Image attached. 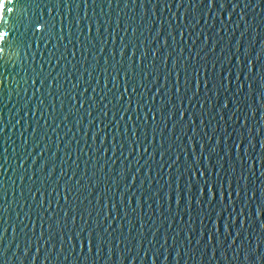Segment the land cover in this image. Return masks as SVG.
<instances>
[{
	"label": "water",
	"instance_id": "water-1",
	"mask_svg": "<svg viewBox=\"0 0 264 264\" xmlns=\"http://www.w3.org/2000/svg\"><path fill=\"white\" fill-rule=\"evenodd\" d=\"M220 2L225 3V7L223 9H212L211 15L207 14V10L203 13L199 11V5L195 9L189 4L177 8L173 3L171 11H168L167 5L157 7L155 4H145L141 7L139 4L132 5L129 3L125 5L124 0H119V3H117V0H113L110 6L106 3V0H88L86 8L83 4H68L65 7L63 5L58 6L55 0H35V3L28 8L29 16L34 13H42L45 20H50L48 13L51 11L52 15L56 16L57 35L60 34V22L62 20L65 21L66 30L64 40L61 42L58 39H50V32L42 29L41 33L31 37L32 50L27 52V60L24 59L25 49L9 50L6 53L7 62L4 63L3 67H0V82H2L0 83V116L3 117L4 125H6L4 133L0 135V141H3V143H0V164H4V170L0 169V177H3L6 195L4 201H0V205H3L6 209L4 219L7 221V225L12 226L9 227L4 237L3 246L7 248L5 254L6 264H41V262L42 264H49V261L44 259L46 253H44L43 248L40 252H36V237L40 236L42 232L41 224L48 220V216L41 209L40 203L43 201L44 209H48L49 212L53 213V220L56 219L55 213L62 215L63 208L66 207L65 197L67 192L66 187L58 188V185L66 184H71L74 189L73 195L68 199L67 207L74 208L78 214L82 211L85 213L90 211L92 216L90 218L86 216L89 223L96 220L104 223L107 227V215L98 217L97 212L104 211L108 215H116V219L111 222L109 231L112 228H117L115 236L119 239L120 229H124L123 236L127 240L128 247L132 249L131 256H136L139 253V257H142L143 253L149 250V240H152L153 235H155L152 251L159 249L162 253L157 260V264H209L210 252L209 255L202 257L201 252L196 251V248L199 247L196 241L200 239V234L206 230L201 226V215L197 207L193 206L191 213L188 212L187 207L183 208V206L178 210L174 196L171 199L170 208L164 201H161L163 206L157 205L152 199L145 202V198L151 194L150 189L156 191L160 185H165L161 175L168 176L171 179L183 172L185 165L191 160L193 150L197 152V160H200L198 146L193 144L191 148L185 149L184 143L177 140L176 133L181 131V125L176 123L177 117L173 116L171 120L167 121V128L171 131L165 130L162 135L153 138L150 117L155 113L147 111V108L152 106V100L149 96L147 104L144 105L145 112L139 121L141 129H138L137 132L138 135L141 131L149 134L151 143L144 142V144L155 155V161L150 159L148 164L145 165V162L140 159L143 146L140 152L136 153V159L129 155L127 147L125 149L127 159L121 156L119 148L116 149V155L112 157L111 145L108 144V138H105L104 146L109 147L110 150L109 153L105 154L108 155V164L104 166V170L101 172L99 163L91 159L93 152H90L88 147H84L85 139H88V144L93 150L101 147L99 141L93 143L89 138L96 132L92 127V123L96 121L90 123L86 115L84 120L80 121V116L86 111H92L94 117L98 115L101 110L99 97L97 96V103L94 108L90 109L86 102L81 112L76 110L79 108L81 98L91 94L96 99V93L104 95L107 92V89L104 88L106 82L105 69L107 68L111 75H116L111 65L114 63L112 60L113 55H116L117 61L120 60V56L117 54L120 47V38H123L126 42L135 43L137 48L143 43V51L147 53L149 49L150 55L159 41V38L156 37L157 32L164 35L171 30L175 34L177 28L181 29L185 33L183 40L177 37L176 43L173 45L171 39H169V48L165 55L172 52V47L176 48L173 51L172 58H169V69L173 67L172 59L180 57L181 48L183 49L181 59L187 58L183 66L188 68L189 71H191L192 64L200 67L207 63L209 69H211L212 62H216L214 70L205 71L200 77L199 89H196L195 73L189 77L193 89L199 91L200 96L199 98L193 97L191 102L187 103V107L183 109L185 112L183 128L190 131L192 124L195 123L199 132L200 124L197 118L203 119L205 125L208 126L203 131L213 135L214 140L218 139L220 141L216 147V152L219 155L213 154L209 161L202 162L206 165V168L201 167L200 171L209 172L210 176H206L205 179H211L214 182V187L217 188L219 187L217 175L222 178L224 188L220 190V195L224 203H228L227 193L232 192L235 201L233 207H236L239 211L244 203V187H255L259 192V189L264 186V158H262L264 157V149L260 147L264 143V111H261L264 100L260 104H256L254 102L255 97L249 93L247 87H242L244 76L248 72L244 65L245 55L251 52L254 57L255 53L264 48V0H220ZM237 4L239 6L234 7ZM154 12L155 17H153ZM8 15L18 16L20 13L14 12ZM77 20H79L78 24L76 23ZM92 20L96 21V26L92 29V32H89ZM161 20L166 21V23L161 24ZM101 21L104 22L102 27ZM109 21L111 22L109 23ZM167 21H171V26ZM96 28H100V32H97ZM105 28H107V32H104ZM133 29L136 30L134 33ZM90 36H96L98 39H94L91 44H88L87 41ZM205 37H207L206 41ZM69 40L72 42L69 43ZM93 45H95L94 49ZM210 48H214V52H208ZM57 49L59 50L57 51ZM201 49H204V51H201ZM189 50L191 55H189ZM133 52L136 56L140 55V52L136 49H133ZM161 52H163V48L157 51V59L160 57ZM198 52L199 55H196ZM205 52H208L206 57ZM53 53L55 55H52ZM50 56L51 59H49ZM106 60L108 61L107 64H105ZM151 61L152 57L149 56L148 68L152 67ZM131 63V60H125L124 68L128 69ZM143 63L144 61L141 60V66H143ZM177 63H179L178 59ZM117 66L119 67V65ZM159 67L161 81L152 86V91L155 92L156 87L163 83L164 87L160 89L161 92L167 89L169 95L175 99L173 93L176 76L173 75L172 82L164 80L166 69L163 63ZM229 69H231V72L228 73L230 80H236L237 76H239V80H236L235 83L229 82L228 91L217 93V96L213 97L212 105L205 104V107L201 109L200 101L206 99L205 92L207 91L208 96L216 92L213 83L218 82L221 74L228 72ZM241 69H243V72H241ZM155 74L154 72L153 75ZM97 81L100 83L97 84ZM77 84L78 87H73ZM206 84L207 88L205 87ZM108 86L112 88L111 84ZM120 87L121 89L124 87L123 80H120ZM186 87L187 84L181 83L182 95ZM93 88L95 93L92 91ZM112 90L115 91V88ZM129 91H131V88H129ZM139 91L141 90H138L135 94L137 101L135 110H130L129 113L125 114V116L131 114L134 121L136 114L140 111ZM144 92L147 96V91L144 90ZM237 92L240 93L238 96L235 95ZM108 96L111 98V93H108ZM129 99H132V97H129ZM217 99L220 101V106L230 100L237 101L238 110H231L232 105L229 104V110L217 113ZM40 100L45 101L43 108L40 106ZM249 104L253 105L251 109L247 107ZM52 106L55 107V112L52 111ZM108 111L111 117L113 111L111 104L108 106ZM204 112H207L208 115H202ZM41 113H43V116ZM69 113L73 115H69ZM65 116H68L67 121L64 120ZM213 116H215V119H212ZM221 116H223V120L220 119ZM237 116L245 121L243 126L237 121ZM166 117V113L163 114V117H157V133H160L161 129L164 128ZM99 119L103 120V117L101 116ZM145 122H147L146 126ZM106 123L108 121H104L100 125L101 129ZM121 128H123V123H121ZM33 129H35V132H33ZM248 129H251V133ZM85 132L88 133L87 137ZM202 135L203 133L197 136V139H201ZM249 139L252 140L251 144L248 143ZM25 140H27V144L24 143ZM77 140L80 141L79 146L76 143ZM130 140L131 137H129V141L125 142L121 137L122 143L128 144ZM233 141L240 143L239 155L241 157H243L245 150L256 156L255 163L249 160L253 167L244 170L243 177L240 162L237 160V151L232 148ZM201 142L204 143L205 141L202 140ZM159 144H163L165 148L172 145L173 151L165 153L161 158ZM252 144L256 145L255 153H253ZM45 147L49 151H45L41 158V150ZM79 147H84V151L88 152V156H84L79 151ZM181 149H185L184 153L180 155L179 160H176V156ZM205 154H207V148ZM95 155L102 163L104 157H101L99 152H96ZM169 155L172 156V159L168 158ZM5 158H7V163H4ZM113 159L115 160L114 164L112 163ZM34 160L36 161L35 164H33ZM43 160H46L49 166L54 162L56 175L63 168L66 176H60L58 181L55 175L52 180H46L44 173L38 171ZM173 160H176V163H173ZM74 161L75 163H73ZM137 161H139V165ZM129 163H131L133 172L138 166H144L137 173L136 181L133 182L132 191H135V195L132 196V207L136 208L135 213L131 212L126 206V199L124 204H121L122 193L125 196L131 195V191L123 192L125 184L121 178L123 172L129 167ZM77 164L79 168L76 167ZM160 164L164 165L163 169L159 167ZM149 165L150 168L147 170L146 168ZM213 165L216 167H213ZM177 168L180 169V172L176 171ZM217 168H219V173L216 171ZM253 171L255 175H253ZM73 172H75L73 179L68 181L67 177L72 176ZM20 177H23V180ZM28 177H31V179H28ZM148 177L152 179L151 184L147 181ZM76 180L80 181L79 186L75 184ZM157 180L160 181V185H157ZM184 180L185 178L182 177V186ZM141 181H144L143 187H140ZM238 184L239 188H237ZM200 187L203 188V185H200ZM173 188H175V184H173ZM28 189L32 190L31 194H29ZM164 190L168 191L166 185ZM237 190L240 192L239 199L235 197ZM57 191H59V196ZM191 191L198 196H202V193L197 191L196 186H193ZM21 192L23 195H20ZM138 197L139 205L135 203ZM49 200H51V208H49ZM113 202L117 205L115 213L111 211ZM104 203H107V208H103ZM214 203H217L216 212L213 213L215 230L219 231L221 240H223V222L216 219L217 213L220 212V205L218 201H214ZM122 207L123 211H120ZM201 207L203 206L201 205ZM245 211H247L246 208ZM18 214L20 218H18ZM181 215H183L182 220ZM40 216L44 217V221L39 219ZM189 216H191V220H189ZM29 217H31V222ZM173 217H175V222ZM130 219L136 222L131 235L128 233L130 227L128 221ZM228 219L230 221L232 218L228 217ZM239 219V217L236 218V227L243 233L245 246L248 239L254 241L253 247L260 245L262 243V231L259 228V222H246L241 227ZM260 219L264 220V217ZM204 222L207 224V216H204ZM139 223H144V235L147 237L141 241L143 244L142 249L140 244L136 243L141 240L140 236L137 235ZM188 224H191L196 232V237L193 236L191 244L188 243L184 235L180 234V229L182 227L187 229ZM13 227L15 232L12 231ZM44 228H47V223H44ZM22 229L27 232V237L23 235ZM33 232H35V236H33ZM44 235L47 237V232ZM165 235L168 239L167 244L164 243ZM189 235L191 236V232H189ZM27 239H32V247L28 249L29 255L25 259L23 255ZM56 243L57 247H60L59 237H57ZM203 243L204 240L200 239V245H203ZM41 244H43L42 241ZM237 244H239V241H237ZM44 247H47V245L45 244ZM120 249H125L123 239L121 240ZM209 249H211V246H209ZM261 252L264 253V246H262ZM56 254V252L53 253L51 264H127V261L123 262V253H121L119 259L116 256H113L111 260L107 257H101L97 260L95 256L84 259L82 256L80 260L70 257L69 262H65L63 257L56 260ZM33 255H36L38 259L32 260L31 256ZM131 256H128V258L130 259ZM244 256L245 254L241 252L240 257L237 259L234 249L226 250L225 246L222 245L217 248L215 259L211 260V264H251L250 261H245ZM137 264H144V261L138 259ZM257 264H264V260L257 258Z\"/></svg>",
	"mask_w": 264,
	"mask_h": 264
},
{
	"label": "snow or ice",
	"instance_id": "snow-or-ice-1",
	"mask_svg": "<svg viewBox=\"0 0 264 264\" xmlns=\"http://www.w3.org/2000/svg\"><path fill=\"white\" fill-rule=\"evenodd\" d=\"M112 2L113 0H106V3L109 6L112 4ZM33 3H35V0H0V67H3L4 63L7 62L6 53L9 50L25 49L26 54L24 56V59L27 60V52H30L32 50L31 37L38 33H41L42 29L46 32H50V39H58L63 42L64 32L66 30L65 21L62 20L60 22V34L57 35V25L55 23L56 16L52 15L51 11H49L48 13L50 20H45L42 13H34L31 16L28 15V8L31 7ZM55 3L58 6L63 5L65 7L68 4H83L86 8L88 0H55ZM117 3H119V0H117ZM124 3L125 5L129 3L132 5L139 4L141 7H143L145 4H155L157 7L167 5L168 11H171V5L173 3L177 8H180L184 4H189L193 9H195L196 6L199 5V11L203 13L205 10H207V14L210 15L212 14V9H223L225 7V3L220 2V0H124ZM237 6L239 5H234V7ZM14 12L20 13V15H8ZM153 17H155V12L153 13ZM110 22L111 21H109V23ZM76 23L78 24L79 20H77ZM90 23L91 26L89 27V32H92V29L96 26V21L92 20ZM100 23L102 27L104 22L101 21ZM164 23H166V21L161 20V24ZM167 23L169 24V26H171V21H167ZM81 31L83 30L81 29ZM96 31L100 32V28H96ZM135 31L136 30L133 29V33ZM104 32H107V28L104 29ZM100 34L102 35V33ZM184 36V31L179 28L175 30V34L171 30L167 31L164 35H161L159 32H157L156 37L159 38V41L156 48L151 51L150 55L149 49L147 53L143 51V43H141L139 48H137V45L135 43H132L131 41L126 42L123 38H120V47L117 53L120 56V60L117 61L116 55H113L112 60L114 61V63L111 65V68L116 73V75H111V73L108 72L107 68L105 69L106 82L104 84V88L107 89V92L104 95L96 93V99H94L91 94L81 98L79 108H77L76 110L77 112H81V110L84 109L86 102L88 103L90 109L94 108L97 103V96L99 97L98 101L101 105V110L98 115L94 117L92 111L89 110L80 116V121L84 120L85 115L89 118L90 123L92 121H96L95 123H92V127L96 130V132L89 138L93 141V143L99 141L101 147L93 150L88 144V139L84 140V147H88L89 151L93 152V156L91 157V159L99 163V170L101 172L104 170V166L108 164V155L105 154L109 153L110 150L109 147L104 146L105 138H108V144L111 145L112 157L116 155V149L119 148L121 156L127 159V156H125V149L127 147L129 155H131L133 159H136V153L140 152V149L143 146V153L140 156V159L145 162V165L148 164V161L150 159L155 161V155L150 152L149 148L144 144V142H147L148 144L151 143V140H149V134L141 131L138 135L137 132L138 129H141L139 121L143 117V114L145 112L144 105L147 104L148 97L150 96L152 100V106L148 107L147 111L149 113H155L150 117L152 121L151 134L153 138H155L157 135H162L165 130L171 131L167 128V121L171 120L173 116H176V123L181 125V131L176 133L177 140L181 143H184L185 149L191 148L193 144L198 146V148L200 149V160H197V152L193 150L191 153V160L188 161V163L185 165V168L183 172L180 173V175L173 176L171 179H169L168 176L161 175V179L165 181V185L168 191H165V185H160V181L157 180L156 183L157 185H160V187L156 191H151L150 189L151 194L145 198V202L148 199H152L157 205H161V201H164L170 208L171 199L174 196L178 210H180L181 206H183V208L187 207L188 212L191 213L193 206L197 207L201 215V226L206 230L200 234V239L204 240L203 245H200V239H197L196 241L197 245L199 246L196 248V251H200L202 257L209 255L210 252L209 264H211V260L215 259L217 248H220L222 245L225 246L226 250L234 249L237 259L240 257L241 252H243L245 254V261H250L251 264H257V258L259 260H264V253L261 252V248L262 246H264V220L260 219L261 217H264V186L259 189V192H257V189L255 187L249 188L245 186L243 189L244 203L238 211L236 207H233V203L235 201L233 200L232 192L227 193V204L224 203L220 195V190L224 188L222 178L217 175V180L219 181V187L217 188L214 187V182L211 179H205L206 176H210V173L207 171H200L201 167L206 168V165L202 162L209 161L213 154L219 155V153L216 152V147L220 143V141L218 139L214 140L213 135H209L208 132L203 131V129L208 126L205 125L204 120L200 118H197L199 119L200 124L199 132L197 131V126L195 123L192 124L190 131L184 130L183 119L185 116V112L183 109L187 107V103H190L193 97L199 98L200 96V92L193 89L192 81L189 79V77L193 73H195L196 89H199L200 77H202L205 71L214 70L216 62H212L211 69H209L207 63L200 67L192 64L191 71H189L188 68L183 66L187 58L181 59V57L183 56V49L181 48L180 57L172 59L173 67L169 69V58H172L173 51L176 50L175 47H172V52L168 53V55H165L169 48V39H171L172 44L174 45L176 43L177 37L183 40ZM94 39H98V37L90 36L87 43L91 44L92 40ZM206 40L207 37H205V41ZM71 42L72 41L69 40V43ZM94 48L95 45H93V49ZM161 48H163V52H161L160 57L157 59V51H159ZM133 49L139 51L140 55L136 56L133 52ZM58 50L59 49H57V51ZM201 51H204V49H201ZM208 52H214V48L208 49ZM208 52H205V57L208 55ZM52 55L55 54L53 53ZM73 55H75V53H73ZM189 55H191L190 50ZM196 55H199V52ZM149 56L152 57L151 68H148ZM49 59H51V56ZM177 59L179 60V63H177ZM193 59H195V57H193ZM125 60H131L132 62L128 69L124 68ZM141 60L144 61L143 66H141ZM107 63L108 61L106 60L105 64ZM161 63H163L166 69L165 75L163 77L164 80L172 82L171 78L174 74L176 76L175 88L173 93L175 99H173L172 96L169 95V91L167 89L164 92H161L160 89L164 87L163 83H160L159 87H156L155 92L152 91V86L157 85V82L161 81L159 67ZM117 65H119V67ZM244 65L245 68H247L248 72L247 75L244 76L242 87L246 86L249 93H251L255 97L254 102L256 104H260V102L264 100V48H261L259 52L255 53L254 57L251 52L247 53L245 55ZM154 72L156 73L155 75H153ZM229 72H231V69H229L228 72L221 74L218 82L213 83V87H215L217 90L216 92H213L211 96L207 95V91L205 92L206 99L200 101L201 109L205 107V104L212 105L213 97L217 96V93L228 91L229 82L235 83L236 80H239V76L236 77V80H230V77L228 75ZM241 72H243V69H241ZM137 77H139V79H137ZM149 77H151V79H149ZM120 80L124 81L123 89H121L120 87ZM99 83L100 82L97 81V84ZM181 83L187 84V87L183 90V95L181 94ZM109 84L112 85V88H109ZM78 86L79 85L77 84L73 87ZM205 87L207 88V84L205 85ZM113 88H115V91L112 90ZM129 88H131V91H129ZM138 90H141L138 93L140 95V111L136 114L134 121L131 114H128L127 116H125V114L129 113L130 110H135V107L137 106L135 94H137ZM144 90L147 91V96L145 95ZM85 91H87V89H85ZM92 91L93 93H95L94 88ZM108 93H111V98H109ZM239 94V92L235 93V95L237 96ZM81 96H83V94H81ZM129 97H132V99H129ZM113 101H115V103H113ZM39 103L41 108H43L45 101L40 100ZM109 104L112 105L113 109V111L111 112V117L108 111ZM229 104L232 105L231 110H238L237 101L230 100L220 106V101L219 99H217L216 112L219 113L220 111L229 110ZM247 107L251 109L253 105L249 104ZM52 111L55 112L54 106H52ZM261 111H264V105H261ZM164 113L167 114L164 128L161 129L160 133H157V117H163ZM41 115L43 116V113H41ZM69 115L73 114L69 113ZM202 115L207 116L208 113L204 112ZM101 116L103 117V120L99 119V117ZM212 119H215V116H213ZM220 119L223 120V116H221ZM64 120L67 121L68 116H65ZM104 121H108V123L104 124L103 129H101L100 125ZM237 121L241 126H243L245 123L244 120L240 119V116H237ZM17 123H19V121H17ZM121 123H123V128H121ZM146 125L147 122H145V126ZM5 127L6 125H4L3 117L0 116V135L4 133ZM57 127H59V125H57ZM69 131H71V129H69ZM248 131L249 133H251V129H248ZM33 132H35V129H33ZM189 132L191 133L190 135ZM201 133H203L201 139H197V136H200ZM85 136H88L87 132H85ZM109 136L111 137L110 140ZM121 137L125 142L129 141V137H131L130 143H122ZM202 140L205 142L202 143ZM0 143H3V141H0ZM24 143L27 144V140H25ZM76 143L78 146L80 145L79 140H77ZM248 143L251 144L252 140L249 139ZM38 146L39 145L37 144V147ZM84 147H79V151L84 156H88V152L84 151ZM177 147H179V145H177ZM240 147V143L233 141L232 148L237 151V160L240 162L241 175L243 177L244 170L252 169L253 167V164H250L249 160H252L255 163L256 156L245 150L243 157H241L239 155ZM260 147L261 149H264V143H262ZM206 148L207 154H205ZM159 149V155L161 158H163L165 153H170L173 151L172 145H169L167 148H165L163 144H159ZM185 149H181L180 153L176 156V160H179L180 155H183ZM252 149L253 153H255V144H252ZM45 151H49V149L45 147L41 150V158L43 157ZM96 152H99L100 156L104 157L102 163H100L99 158L95 155ZM168 158L172 159V156L169 155ZM221 159H223V157H221ZM229 159H231V157H229ZM176 160H173V163H176ZM4 163H7V158L4 159ZM35 163L36 161L34 160L33 164ZM73 163H75V161ZM112 163H115L114 159ZM137 164L139 165V161H137ZM21 166H23V164H21ZM76 167L79 168V165L77 164ZM142 167L144 166H138L135 172H133L131 163H129V167L123 172V175L121 177L125 184V189L123 190V192L126 193L128 191H131V195L127 196L122 193L121 204L123 205L126 199V206L133 213L136 212V208L132 207V196L135 195V191H132L134 186L133 182L136 181L137 173L141 171ZM159 167L163 169L164 165L160 164ZM169 167H171V165H169ZM213 167L216 166L213 165ZM148 168H150V165L146 169L148 170ZM0 169L4 170V164H0ZM38 171H42L44 173L46 180H52L54 175L57 181L59 180L60 176H66L65 170L63 168H61L59 174L56 175L54 162L51 166H49L46 160L42 161ZM176 171L180 172V169L177 168ZM216 171L217 173H219V168H217ZM74 175L75 172H73L72 176H68L67 180L71 181ZM93 175H95V173H93ZM253 175H255L254 171ZM182 177L185 178L183 186L181 185ZM197 177H199V179H197ZM20 179L23 180V177H20ZM28 179H31V177H28ZM147 181L149 184H151V177H148ZM13 183L15 184V181ZM143 183L144 181L140 182V187H143ZM75 184L79 186L80 181L76 180ZM173 184H175V188H173ZM200 185H203V188H201ZM193 186H196L197 191L202 193V196H198L196 193L191 191ZM59 187H66L67 192V196L65 197L66 207L63 208L62 215L60 213H55L56 219L53 220V213L49 212L48 209H44L43 201H41L40 203V207L48 216V220L44 221L43 216L39 217L41 221L47 223V228H44V223L41 224L42 232L40 236L36 237V252H40L43 248L44 253H46L44 259L48 260L49 264H51V261L53 260L52 257L54 252L57 253L55 255L56 260H59L61 257H63V260L65 262H69L70 257L76 260H80L82 256L84 259H87L89 256H95L97 260H99L101 257H107L109 260H111L113 256H116L119 259L121 253H123V262L127 261V264H134V262H136L137 264L138 259L139 261L143 260L144 264H157V260L159 256L162 255V253L159 249L152 251V244L153 240H155V235H153L152 240H149V250L145 251L142 257H139V253H137L136 256H131L132 249L128 247L127 240L123 236L124 229H120L119 239H117L115 236L117 228H112V230L109 231L111 222L116 219L115 214L108 215L104 211L97 212L98 217H104L107 215V227H105L104 223L97 222L96 220H93L92 223H89V219L86 218V216L89 218L92 216V213L90 211L86 213L82 211L78 214L74 208L67 207L68 199L73 195V186L71 184H66L58 185V188ZM237 188H239V184L237 185ZM37 191L39 190L37 189ZM28 192L29 194H31L32 190L28 189ZM5 195L6 190L4 188L3 177H0V201H4ZM20 195H23V193L21 192ZM57 195L59 196V191H57ZM235 197L237 199L240 198V192L238 190L235 192ZM214 201H218L220 205V212L217 213L216 219L223 222V240H221V234L219 233V231L215 230V220H213V213L216 212L217 203H214ZM89 203H91V201H89ZM135 203L139 205V197L136 199ZM48 204L49 208H51V200L48 201ZM201 205L203 207H201ZM149 207H151V205H149ZM103 208H107V203L103 204ZM245 208L247 209V211H245ZM116 209L117 205L113 202L111 210L112 213H115ZM5 211L6 209L3 207V205H0V264H6L5 254L7 252V248L3 246L4 237L9 230V227L11 226L7 225V221L4 219ZM120 211H123V207L120 209ZM125 215H127V213H125ZM204 216H207V224H205L204 222ZM228 217H231L232 219L229 221ZM237 217L240 218L239 222L241 224V227H243L244 223L246 222H259V228L262 231V243L260 245H256L255 247H253L254 241L252 239H248L245 246L243 233L236 227ZM18 218H20L19 214ZM182 219L183 215H181V220ZM29 220L31 222V217H29ZM189 220H191V216H189ZM173 221L175 222V217H173ZM135 223L136 222L131 219L128 221V224L130 225V227L128 228L129 235L132 234ZM144 228V223H139V231L137 232V235L140 236L141 240H138L136 243L140 244L141 249L143 248V244L141 243V241L147 238L144 235ZM12 231L15 232L14 227L12 228ZM22 232L23 235L27 237V232H24L23 229ZM45 232H47V237H45L44 235ZM189 232H191V236L189 235ZM180 234L185 236L189 244H191L193 236L196 237V232L191 227V224H188L187 229L182 227L180 229ZM33 236H35V232H33ZM57 237H59L60 247H57ZM122 239L125 245L124 250L120 249ZM41 241L43 242V244H41ZM237 241H239V244H237ZM167 242L168 239L165 235L164 243L167 244ZM45 244L47 245V247H44ZM209 246H211V249H209ZM31 247L32 239H27L23 258L26 259L28 257V249H30ZM133 247H135V245H133ZM126 252L128 254L127 256ZM177 254L180 255L179 252H177ZM128 256H131V258L129 259ZM31 259L35 261L38 259V257L36 255H33L31 256Z\"/></svg>",
	"mask_w": 264,
	"mask_h": 264
}]
</instances>
